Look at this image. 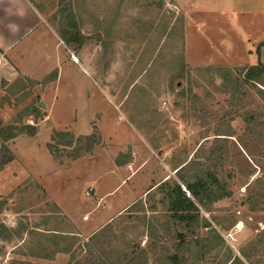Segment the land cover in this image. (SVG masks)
Wrapping results in <instances>:
<instances>
[{
	"label": "rangeland",
	"instance_id": "rangeland-1",
	"mask_svg": "<svg viewBox=\"0 0 264 264\" xmlns=\"http://www.w3.org/2000/svg\"><path fill=\"white\" fill-rule=\"evenodd\" d=\"M32 1L84 69L45 34L52 72L0 80V264H264V0ZM207 174L175 221L159 185Z\"/></svg>",
	"mask_w": 264,
	"mask_h": 264
},
{
	"label": "crops",
	"instance_id": "crops-1",
	"mask_svg": "<svg viewBox=\"0 0 264 264\" xmlns=\"http://www.w3.org/2000/svg\"><path fill=\"white\" fill-rule=\"evenodd\" d=\"M49 21L32 0H0V80L7 83L23 77L39 80L52 72L58 58L54 56V62L49 65L50 59L47 60L46 50L39 44L45 34L54 35L58 40L55 46L63 45L66 52L71 54L72 60L74 61L75 56L74 62L82 66L76 54L59 38ZM36 47H39L38 50ZM82 68L84 69L83 66ZM109 193H101L98 199H104ZM123 208L121 206L117 214Z\"/></svg>",
	"mask_w": 264,
	"mask_h": 264
},
{
	"label": "trees",
	"instance_id": "trees-1",
	"mask_svg": "<svg viewBox=\"0 0 264 264\" xmlns=\"http://www.w3.org/2000/svg\"><path fill=\"white\" fill-rule=\"evenodd\" d=\"M246 72L247 73L245 75V81L255 80L257 77L264 73V64L258 63L255 66L247 69ZM29 127L30 129H32L31 126ZM33 130L29 132L26 131V133L33 134ZM2 131L3 130L1 129L0 137L3 140L12 139L15 137L14 133L3 135ZM10 159L11 156L8 147L6 145H2L0 148V169ZM167 183L168 181H166V183L163 182L159 185V187H161V190L165 194V198L167 199V211L170 212V216L175 221L183 222L185 225H192L193 223L197 222L199 212L197 204H199L200 206H205L207 203L215 201L221 197V194H217L216 192L219 187V182L211 174H207L206 177H195L190 181H185L184 186L190 196H188L185 191L182 190L180 185L176 183H173L170 187L167 186L166 189H162V186H166ZM216 187L217 189H215ZM220 190L223 191L222 189ZM7 231L9 232V230L2 223H0L1 239L7 238V236L9 235ZM175 238L178 239L177 249L186 244L185 237L182 233H176ZM166 259L168 261V264H182L184 257H182V255H179L178 252H175L168 255ZM236 260L239 262L238 258H236ZM18 264L26 263L20 261ZM75 264L81 263L76 262ZM90 264H94V262H91Z\"/></svg>",
	"mask_w": 264,
	"mask_h": 264
},
{
	"label": "built area",
	"instance_id": "built-area-1",
	"mask_svg": "<svg viewBox=\"0 0 264 264\" xmlns=\"http://www.w3.org/2000/svg\"><path fill=\"white\" fill-rule=\"evenodd\" d=\"M87 218H88V216L85 215V216H84V219H87Z\"/></svg>",
	"mask_w": 264,
	"mask_h": 264
}]
</instances>
